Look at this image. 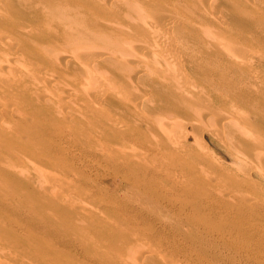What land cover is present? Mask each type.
Returning <instances> with one entry per match:
<instances>
[{"label": "rangeland", "instance_id": "rangeland-1", "mask_svg": "<svg viewBox=\"0 0 264 264\" xmlns=\"http://www.w3.org/2000/svg\"><path fill=\"white\" fill-rule=\"evenodd\" d=\"M162 1L155 26L190 23L173 49L136 33L102 57L48 10L88 0H0V264H264V149L243 151L264 124V7L248 25L226 0Z\"/></svg>", "mask_w": 264, "mask_h": 264}, {"label": "bare ground", "instance_id": "bare-ground-1", "mask_svg": "<svg viewBox=\"0 0 264 264\" xmlns=\"http://www.w3.org/2000/svg\"><path fill=\"white\" fill-rule=\"evenodd\" d=\"M114 2H102L100 0H88V3L86 5H79L78 6H74V7H68V6H57V7H54V8H50L48 9L49 10V14L55 18V22L56 24L62 28V30L64 29L65 31L66 30H80V29H84V32L83 33H79V37L85 39L84 44H91L93 43L94 45L96 46H93V47H97V44L96 42L100 41L104 44V46H98V47H101L102 49H100L98 51V53L100 55H102V57H105L107 56V53H111L113 52L112 54H115L114 53V50H119L121 44H123L122 42L126 39H129L127 37H130L131 35H135L136 33H140L139 35L141 36H144L147 40L150 41V43H152L151 45H156V51L154 52V50H152L150 47L148 46H145V52H141L139 54V57H138V54L136 53H133V55L137 58L135 59L134 61L136 60H139V59H144V55H147V54H151V52H154L156 53L157 52V55L161 56L163 54H165L164 52H166V50H161L160 47H166V48H172V46H174V44H172V42L169 41V39L167 38V35L165 36L166 33H169V31L171 32H175V33H181L183 32L185 29V27L187 26L188 28V25H186L184 22L185 21H188L185 19V21H182V17L180 18L179 16L180 15H176V13L178 14V11L175 12V14L173 15L172 12H170L171 14V18L169 19L168 17V21L167 23H165L163 26H155L156 23H154L149 15L151 14V8L152 7H156V6H162L163 5H166V7H168V3H164L162 0H128L127 2H125L126 4L123 3L122 6H119L117 3V1L119 2L120 0H113ZM122 1V0H121ZM176 1V0H174ZM179 1V0H178ZM185 1V0H183ZM222 3H224V0H221ZM221 1L220 4H221ZM187 2V1H186ZM185 4H188V8H190V5L192 6H196L197 4L193 5V4H189V1L188 3ZM209 2V0H208ZM122 3V2H121ZM210 3V2H209ZM226 3L227 5L233 9L232 12H238L237 16H240V18L242 19H245L247 20V24L249 25V20L252 22L253 20V10L254 8H256L257 6H262L264 7V0H226ZM220 4H217L216 6H219ZM176 5H178L176 3ZM224 5V4H222ZM221 5V6H222ZM192 6H191V10H192ZM200 6V5H199ZM198 6V7H199ZM203 6V5H202ZM226 6V4H225ZM170 7H173V6H170ZM204 7V6H203ZM224 6H222V9H223ZM185 8V7H184ZM206 8V7H204ZM177 9V8H175ZM210 9V8H208ZM221 9V10H222ZM225 9V7H224ZM223 9V10H224ZM169 10V9H168ZM172 10V9H170ZM173 11V10H172ZM208 10H204L203 13L205 15L208 14L207 12ZM214 11V10H213ZM116 13H120L121 16H122V13L125 15V17H122L123 19L125 18L124 22H120V21H117L115 19V14ZM189 13H192V12H189ZM198 13L200 14H203L202 12H199ZM181 14V13H180ZM187 15V13H184ZM193 14V13H192ZM191 14V15H192ZM198 14V16H199ZM203 14V15H204ZM204 15V16H205ZM223 15V14H222ZM185 16V15H184ZM189 16V15H188ZM216 17H219V15H215ZM186 17V16H185ZM201 18V16H199ZM198 17V19H199ZM207 16L205 17H202V18H206ZM210 17V16H209ZM214 17V16H213ZM222 17V16H220ZM195 18V16H194ZM223 18V17H222ZM97 19H100L97 21ZM190 20V18H188ZM197 19V20H198ZM207 19V18H206ZM205 19V20H206ZM211 19L212 21L214 19H212L211 17L209 18ZM195 20V19H194ZM220 21V19H218ZM218 20H215L218 21ZM166 21V20H165ZM193 21V19H192ZM191 21V22H192ZM211 21V22H212ZM223 21V20H222ZM183 22L185 24V27L181 28L183 29L181 32H178L180 28H178V25L179 23ZM194 23H196L195 21H193ZM192 22V23H193ZM215 22H212V23H215ZM191 23V24H192ZM220 23V22H219ZM219 23H215L217 26L218 25H221ZM224 23V21H223ZM161 24V23H160ZM208 24V23H207ZM252 24V23H251ZM182 24H180L181 26ZM193 25V24H192ZM198 26H201V25H198ZM208 26V25H206ZM213 26V25H212ZM197 27V26H196ZM229 27V26H228ZM186 28V29H187ZM206 27H204V30ZM180 29V30H181ZM195 30V29H194ZM199 30L197 29V32ZM208 31V30H207ZM212 31V30H211ZM187 32V31H186ZM199 32H203V31H199ZM199 32L197 35H199ZM195 33V31H194ZM194 33H190L191 35L194 34ZM212 32V35L210 34L209 36V39L212 40L213 42L212 43H217V44H221V43H226V42H229V39L227 38V36L225 37H222V36H219L216 35L217 33H214ZM104 34H108V35H111L113 36V38H110V39H105L103 38V35ZM171 34V33H170ZM173 34V33H172ZM138 35V36H139ZM190 35V36H191ZM197 35H192L194 37H197ZM175 38H173L174 40L175 39H178L176 38L177 35L175 34L174 35ZM206 36V35H205ZM173 37V36H171ZM184 37V36H183ZM200 37V36H199ZM197 37V38H199ZM203 35L200 37L202 38ZM98 39H101V40H97ZM187 38V37H186ZM192 38V37H191ZM190 38V39H191ZM231 38V37H230ZM144 39V38H143ZM180 39V38H179ZM178 39V40H179ZM188 39V38H187ZM190 39L186 40V42H188ZM196 39V38H195ZM235 39V38H234ZM239 39V38H238ZM237 39V40H238ZM193 40V39H191ZM198 39L194 40V44H201L204 43L202 42L201 43V39L198 40L200 41L199 43L195 42L197 41ZM208 40V39H207ZM181 41V40H179ZM205 41V40H204ZM193 42V41H192ZM191 42V43H192ZM1 43V42H0ZM148 43V42H147ZM179 43V42H178ZM189 43V42H188ZM190 43V44H191ZM207 43V42H206ZM180 44H185L186 43H182L180 42ZM179 44V45H180ZM190 44H188V47L190 46ZM210 44V43H209ZM208 44V45H209ZM150 45V44H149ZM178 45V47H179ZM199 45V46H201ZM206 45V44H205ZM207 45V46H208ZM215 45V44H214ZM4 46V45H3ZM0 45V49H4V47ZM157 46H159V50L157 49ZM187 46V45H186ZM198 46V45H197ZM210 47L212 45H209ZM218 46V45H217ZM97 47V48H98ZM180 47H184L185 49V46H181ZM186 47V49L188 48ZM193 47V46H191ZM203 48L205 46H202ZM209 47V48H210ZM198 48V47H197ZM217 48V47H216ZM173 49V48H172ZM176 49V48H175ZM178 49V48H177ZM219 49V48H218ZM5 50V49H4ZM203 51V50H202ZM120 52V51H119ZM6 56L10 57L12 56L9 52L6 51V53H4ZM118 54V53H117ZM116 54V55H117ZM68 55V54H67ZM120 55V54H118ZM152 55V54H151ZM154 56V55H153ZM164 56V55H163ZM167 54L165 55V58H166ZM112 57V56H111ZM119 57V56H118ZM121 57V56H120ZM119 57V58H120ZM14 58V57H12ZM164 58V57H163ZM161 58V59H163ZM164 58V59H165ZM18 59L17 57L14 58V60ZM153 59V57H152ZM155 59V58H154ZM20 60V59H19ZM79 61V60H78ZM150 61V60H149ZM192 61V60H191ZM154 62V61H153ZM199 62V61H198ZM15 63H19V62H15ZM79 64V63H78ZM138 64V63H137ZM10 65V64H9ZM11 65H13V63H11ZM16 65V64H15ZM136 65V64H135ZM84 66V65H83ZM189 66V65H188ZM194 66V65H192ZM85 68H87L85 66ZM196 68V67H194ZM27 70V69H26ZM87 70V69H86ZM88 70H89V67H88ZM197 70V69H195ZM25 71V70H24ZM168 71V70H167ZM27 72V71H26ZM170 72V71H168ZM4 73V72H3ZM176 73V72H175ZM174 72L171 73L172 74H175ZM168 74V73H167ZM168 76V75H167ZM170 76V74H169ZM174 77V76H173ZM166 78V77H165ZM169 78V77H168ZM168 80V79H166ZM170 81V80H168ZM167 81V82H168ZM1 82V81H0ZM165 82V83H167ZM34 84V82H32ZM39 85V84H38ZM175 85V84H173ZM166 86V84H165ZM176 86V85H175ZM46 92V91H45ZM41 94V93H40ZM47 94V93H46ZM45 95V93H44ZM86 98V97H85ZM239 98L238 100L240 101H243V102H251L252 103V100H249V97L248 96H242L241 94L238 95ZM247 98V99H246ZM245 100V101H244ZM57 105V104H56ZM254 104L252 103V106ZM259 113V112H258ZM256 114V113H255ZM260 115V114H259ZM263 118V117H261ZM165 122V121H164ZM264 122V121H263ZM168 123V122H167ZM169 123H172L173 122H169ZM168 123V124H169ZM163 125V124H162ZM170 125V124H169ZM164 126V125H163ZM160 127L161 125L159 123H156L155 126H153V128L150 130L151 132H156V131H160ZM169 127V126H168ZM262 131L259 132V137L256 138H252L251 136H247V139L245 141V145L243 147V151H244V155L245 156H248L251 152H253L254 150L256 149H264V145L263 146H260V144H263L264 143V124H263V127H262ZM162 133V132H160ZM261 152V151H260ZM254 163H248V162H244V167L245 166H248L247 167V173L245 172L244 175H248L251 174V172H253L252 174H256L254 173V171L251 169L250 166H252ZM256 172H257V176L258 177H262L264 178V164L263 163H260V164H256ZM252 176V175H250ZM254 177V176H253ZM246 178V177H245ZM257 185V184H256ZM255 187L252 185L251 187L249 186L248 188L246 189H242L240 192L241 193H245L247 192V197L248 198H252L254 197L256 194H257V191L258 192H263V188L261 187V189H259L258 186ZM242 191H245V192H242ZM260 195H262L263 193H259ZM264 196V195H262ZM264 202V201H263ZM264 205V203H262ZM248 211L250 212H255V207L252 206L251 208L248 209ZM237 228H239L241 225H236ZM126 250V249H125Z\"/></svg>", "mask_w": 264, "mask_h": 264}]
</instances>
